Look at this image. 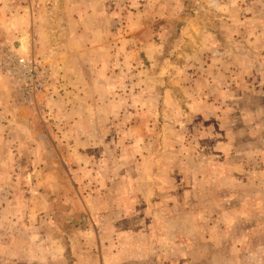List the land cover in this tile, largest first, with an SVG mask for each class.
Listing matches in <instances>:
<instances>
[{
  "label": "rangeland",
  "instance_id": "rangeland-1",
  "mask_svg": "<svg viewBox=\"0 0 264 264\" xmlns=\"http://www.w3.org/2000/svg\"><path fill=\"white\" fill-rule=\"evenodd\" d=\"M0 264H264V0H0Z\"/></svg>",
  "mask_w": 264,
  "mask_h": 264
},
{
  "label": "built area",
  "instance_id": "built-area-1",
  "mask_svg": "<svg viewBox=\"0 0 264 264\" xmlns=\"http://www.w3.org/2000/svg\"><path fill=\"white\" fill-rule=\"evenodd\" d=\"M2 72L14 81L17 93L31 101L36 93L46 91L50 83V74L35 58L27 55H17L13 61L2 66Z\"/></svg>",
  "mask_w": 264,
  "mask_h": 264
}]
</instances>
